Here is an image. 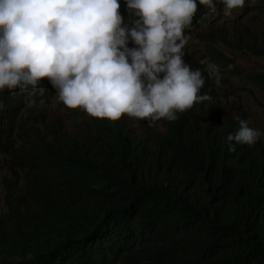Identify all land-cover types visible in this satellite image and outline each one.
<instances>
[{
	"label": "trees",
	"instance_id": "1",
	"mask_svg": "<svg viewBox=\"0 0 264 264\" xmlns=\"http://www.w3.org/2000/svg\"><path fill=\"white\" fill-rule=\"evenodd\" d=\"M202 34L264 56V35L246 27ZM204 75L211 101L151 124L53 111L47 78L33 97L43 107L0 91V264H264V144L228 151L239 124L214 108Z\"/></svg>",
	"mask_w": 264,
	"mask_h": 264
},
{
	"label": "clouds",
	"instance_id": "2",
	"mask_svg": "<svg viewBox=\"0 0 264 264\" xmlns=\"http://www.w3.org/2000/svg\"><path fill=\"white\" fill-rule=\"evenodd\" d=\"M222 3L225 16L245 6V0ZM199 4L204 6L197 9L196 0H126L125 21L118 0H0V91L19 90L29 106L43 107L44 100L33 97H42L40 82L47 78L59 101L90 117L175 121L194 103L211 101L198 95L205 73L217 86L221 81L217 65L202 60L204 67L193 70L182 50L196 11H217L214 0ZM234 119L239 127L227 136L230 153L262 135L250 120Z\"/></svg>",
	"mask_w": 264,
	"mask_h": 264
},
{
	"label": "rangeland",
	"instance_id": "3",
	"mask_svg": "<svg viewBox=\"0 0 264 264\" xmlns=\"http://www.w3.org/2000/svg\"><path fill=\"white\" fill-rule=\"evenodd\" d=\"M214 2L217 5L215 13L208 11L207 6L206 12L196 11L191 28L185 30L187 42L182 50L193 70L199 65L201 68L204 67L200 63L202 60H207L219 67L220 85L217 86L214 79L210 78L213 85L214 108L220 115H227L231 119L239 116L241 119L250 120L249 127L258 129L262 133L258 141L264 144V56L227 49L220 43L211 45L202 36V32L208 26L221 29L242 26L256 35H264V7L261 6L263 0H245V6L242 9H233L230 16L223 14L222 0H214ZM128 47L138 46L129 43ZM213 50H216L219 55ZM58 101L57 94L47 106L60 113V107L57 108ZM127 119L132 124H135L134 121L137 120L129 116ZM6 174L7 170L0 165V180ZM3 192L0 184V212L5 210Z\"/></svg>",
	"mask_w": 264,
	"mask_h": 264
}]
</instances>
